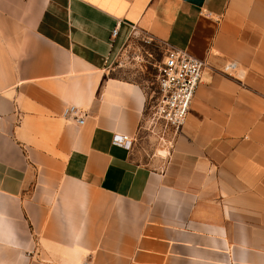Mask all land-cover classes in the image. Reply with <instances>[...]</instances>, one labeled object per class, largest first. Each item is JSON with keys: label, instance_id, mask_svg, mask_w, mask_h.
<instances>
[{"label": "crops", "instance_id": "0c3cea01", "mask_svg": "<svg viewBox=\"0 0 264 264\" xmlns=\"http://www.w3.org/2000/svg\"><path fill=\"white\" fill-rule=\"evenodd\" d=\"M139 34L206 62L149 155ZM0 264H264V0H0Z\"/></svg>", "mask_w": 264, "mask_h": 264}, {"label": "built area", "instance_id": "2783aa9c", "mask_svg": "<svg viewBox=\"0 0 264 264\" xmlns=\"http://www.w3.org/2000/svg\"><path fill=\"white\" fill-rule=\"evenodd\" d=\"M116 32L114 30L113 33ZM151 40H154L152 36L145 35V41ZM205 65L204 59L175 46H165L164 56L156 65L157 86L150 95L149 110L174 132L178 131L186 121ZM80 112L78 107L70 105L65 107L63 114L81 123L83 115ZM114 141L124 145L131 144V139L126 135H115Z\"/></svg>", "mask_w": 264, "mask_h": 264}, {"label": "rangeland", "instance_id": "374dc122", "mask_svg": "<svg viewBox=\"0 0 264 264\" xmlns=\"http://www.w3.org/2000/svg\"><path fill=\"white\" fill-rule=\"evenodd\" d=\"M165 47L160 40L145 41V35L139 34L118 52L114 59V66L123 75H129L141 82L150 97L157 86L156 65L162 60ZM148 120L145 123L143 151L149 155L156 148H165L164 138L172 134V129L164 121L147 111Z\"/></svg>", "mask_w": 264, "mask_h": 264}]
</instances>
